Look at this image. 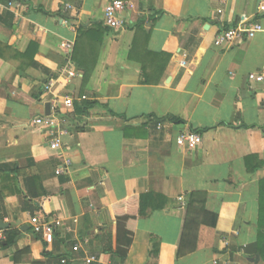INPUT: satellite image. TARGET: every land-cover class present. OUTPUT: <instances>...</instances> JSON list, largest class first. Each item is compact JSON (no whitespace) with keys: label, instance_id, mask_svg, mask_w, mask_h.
Listing matches in <instances>:
<instances>
[{"label":"crops","instance_id":"0c3cea01","mask_svg":"<svg viewBox=\"0 0 264 264\" xmlns=\"http://www.w3.org/2000/svg\"><path fill=\"white\" fill-rule=\"evenodd\" d=\"M112 1L0 0V226L21 233L0 264H264L245 253L259 240L264 182V82L249 79L264 72L263 0H121L134 8L120 30L105 24ZM244 16L263 30L217 47ZM66 97L69 133L53 151L33 120ZM163 117L183 123L158 130ZM190 132L202 143L179 147ZM147 194L169 203L139 218L121 259L114 209ZM191 200L217 223L180 254ZM34 217L65 227L47 244Z\"/></svg>","mask_w":264,"mask_h":264},{"label":"built area","instance_id":"2783aa9c","mask_svg":"<svg viewBox=\"0 0 264 264\" xmlns=\"http://www.w3.org/2000/svg\"><path fill=\"white\" fill-rule=\"evenodd\" d=\"M70 6H67L69 8ZM134 8L133 4L130 2H125L121 0H115L109 3V5L105 9V24L116 30H120L124 28V21L120 18L121 15L126 10H131ZM221 13V11H220ZM258 14L264 15V0L258 6ZM263 30V27L260 22L253 20L250 17L244 16L241 18L240 22L237 26H232L230 28L223 29L217 36L215 40V45L217 47L225 46V45H234L237 42H243L245 40L253 39L259 32ZM71 43H63V48L70 51L72 49ZM70 77H74V73L69 72ZM249 79L254 82H264V72L251 74ZM54 81L50 80L46 91H50L53 87ZM81 101L87 100L86 97H82ZM75 105V98L69 97L61 99H56L52 102L50 115L49 116H41L37 117L33 120V124L36 126L43 127L42 129L46 130L47 135L49 136L48 145L53 151H59L63 145V137L69 133V130L66 128V121L64 119H60L61 107H66L68 109H72ZM161 123L157 124V129L161 130L163 127ZM202 143V138L200 135L196 133H184L177 138V144L179 147H188L194 148ZM61 173V170H58L57 174ZM182 200V199H180ZM33 225V233L42 236V239L47 244H52L54 241V237L56 233L65 227V224L60 219L55 220H42L39 217H34L32 219ZM5 240L4 231L0 229V242ZM88 245V240H84L82 242H77L72 247V253H78L83 249V245ZM70 261V258H63L61 260L62 264H67Z\"/></svg>","mask_w":264,"mask_h":264},{"label":"trees","instance_id":"16d2710c","mask_svg":"<svg viewBox=\"0 0 264 264\" xmlns=\"http://www.w3.org/2000/svg\"><path fill=\"white\" fill-rule=\"evenodd\" d=\"M164 120H169L176 124L183 123L182 120L175 117H163L155 118V121L160 123ZM169 200L162 195L147 194L143 196H135L124 202L116 205V216L118 220V242L122 240L126 245L122 248L118 246L117 255L121 259H126L129 254V250L134 241V235L137 227V222L142 216H147L148 211H160L168 205ZM202 205L201 209L196 208L198 202L190 201L187 205L185 222L183 227L182 239L180 244V254H182V248H188L192 250L196 249L198 240L199 228L203 225H209L215 228L218 216L210 214L205 210L204 202L200 201ZM207 219L209 223L207 222ZM20 231L8 230L5 231L6 239L1 243V248H9L14 245L20 236ZM40 238V235L35 234ZM152 242H154L153 238ZM120 244V243H119ZM155 247L152 245L151 257L156 254L158 256V250H154ZM262 256L264 260V182L261 186L260 196V218H259V240L256 244L250 245L245 248V253L251 257H254L257 252Z\"/></svg>","mask_w":264,"mask_h":264},{"label":"water","instance_id":"95a60500","mask_svg":"<svg viewBox=\"0 0 264 264\" xmlns=\"http://www.w3.org/2000/svg\"><path fill=\"white\" fill-rule=\"evenodd\" d=\"M50 114V105H47L46 106V115H49ZM3 226H0V229L1 230H4V231H6V230H8V226H6V225H4V224H2Z\"/></svg>","mask_w":264,"mask_h":264}]
</instances>
